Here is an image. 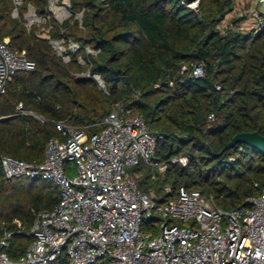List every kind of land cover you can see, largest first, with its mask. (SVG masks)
<instances>
[{"label":"trees","instance_id":"16d2710c","mask_svg":"<svg viewBox=\"0 0 264 264\" xmlns=\"http://www.w3.org/2000/svg\"><path fill=\"white\" fill-rule=\"evenodd\" d=\"M49 1L27 0L22 16L14 18V1L0 0V41L9 38L13 50L25 51L35 62L0 97V117H10L0 121V231H15L13 259L32 241L27 231L36 213L52 210L60 190L42 178H7L2 157L40 163L49 140L64 139L56 122L98 132L117 103L135 107L150 130L163 136L156 153L167 165L164 178L143 163L132 169L141 173L140 188L158 202L177 198L185 187L231 210L263 192L264 152L243 143L223 151L239 132L264 135V26L244 32L240 18L222 30L236 0H197L195 8L188 0H70L73 18L63 26L54 20L51 35L59 37L64 30L83 48L100 50L89 56L83 51L90 65L79 64L77 55L63 62L49 40L36 34L38 26L27 29V5L44 14ZM79 13L83 27L74 18ZM199 62L205 63L203 77L182 71ZM88 71L101 76L108 93L92 76L76 75ZM181 155L188 157L187 165L171 162ZM17 220L24 231L18 232ZM51 264L69 263L63 254Z\"/></svg>","mask_w":264,"mask_h":264},{"label":"built area","instance_id":"2783aa9c","mask_svg":"<svg viewBox=\"0 0 264 264\" xmlns=\"http://www.w3.org/2000/svg\"><path fill=\"white\" fill-rule=\"evenodd\" d=\"M13 1L12 16L20 18V8L27 0ZM254 16L257 33L264 26V18L261 12ZM72 18L70 0H50L44 14L29 3L23 13L27 29L38 26L36 34L49 40L63 62L69 63L77 55L79 64L90 65L83 51L89 56L100 50L83 48L64 30L59 37L51 35L54 20L63 26ZM74 18L83 27L82 13ZM9 42V38L0 41V97L19 72L35 67L25 51L13 50ZM204 66V62L184 65L182 71L200 78ZM85 75L95 78L108 93L99 74L88 71ZM216 89L221 90V86L216 84ZM209 119H214L213 114ZM55 124L64 139L49 140L42 162L8 155L1 159L7 178L51 181L59 187L60 200L52 210L36 213L27 231L32 241L17 259L9 254L15 231H0V264H51L63 254L69 264H264V190L249 197L246 206L231 210L185 187L180 188L177 198L160 203L140 188L138 174L132 169L141 163L166 169L156 153L163 136L150 130L135 107L115 104L102 120L104 127L91 134L67 121ZM171 162L185 166L189 159L181 155ZM148 218L158 221L153 232L144 231ZM16 222L18 232L24 231Z\"/></svg>","mask_w":264,"mask_h":264},{"label":"rangeland","instance_id":"374dc122","mask_svg":"<svg viewBox=\"0 0 264 264\" xmlns=\"http://www.w3.org/2000/svg\"><path fill=\"white\" fill-rule=\"evenodd\" d=\"M192 7H196V3H192ZM255 12H261L264 13V2H260L259 0H236L235 8L234 10L226 16V18L222 21L220 27L222 30H225L226 28L231 27L234 25V20L235 19H240L241 22L240 24V30L244 32H250L253 30H256L257 28V20L254 16ZM86 73H84L83 76ZM74 164L71 163V166ZM160 176L157 178L161 177V179L164 178L165 171L164 170H159ZM76 173V171H74ZM141 173H138V176H140ZM169 186V185H168ZM169 190V187H168ZM158 227V221L157 220H151V219H146L144 222V231L145 232H153L157 229Z\"/></svg>","mask_w":264,"mask_h":264},{"label":"water","instance_id":"95a60500","mask_svg":"<svg viewBox=\"0 0 264 264\" xmlns=\"http://www.w3.org/2000/svg\"><path fill=\"white\" fill-rule=\"evenodd\" d=\"M189 3H195L197 0H188ZM85 76H78V78L83 79ZM10 117H3L0 121H5ZM238 143L247 144L255 149H258L264 152V135H262L259 131L252 132H239L237 133L224 147L223 151L234 147Z\"/></svg>","mask_w":264,"mask_h":264}]
</instances>
